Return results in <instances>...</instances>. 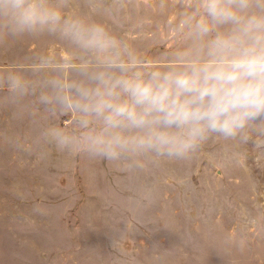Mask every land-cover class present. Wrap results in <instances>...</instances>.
Here are the masks:
<instances>
[{
    "label": "rangeland",
    "instance_id": "1",
    "mask_svg": "<svg viewBox=\"0 0 264 264\" xmlns=\"http://www.w3.org/2000/svg\"><path fill=\"white\" fill-rule=\"evenodd\" d=\"M127 1L69 0L68 10L107 27L110 23V30L138 48L133 41L142 23L163 20L128 19V12H139L144 4L157 10L162 3ZM186 8L181 0L179 12ZM170 38L172 44L154 47H177L175 35ZM137 54L145 60L151 53ZM45 59L55 63L45 65ZM75 59L54 35L0 34V75L16 72L34 81L42 69L56 67H64L67 75ZM38 95L23 97H35L33 146L18 148L16 130L27 137L28 127L26 119L12 115L21 99L10 101L0 86V108L5 109L0 115L5 145L0 147V264H264V195L257 194L258 182L264 181L255 172L228 182L221 177L225 164L215 148L207 149L214 153L207 163L190 156L148 164L135 173L84 154L57 153L43 143V131L74 132L76 117L47 111ZM244 167L249 171L252 165Z\"/></svg>",
    "mask_w": 264,
    "mask_h": 264
},
{
    "label": "clouds",
    "instance_id": "2",
    "mask_svg": "<svg viewBox=\"0 0 264 264\" xmlns=\"http://www.w3.org/2000/svg\"><path fill=\"white\" fill-rule=\"evenodd\" d=\"M68 8L69 0H0V34L47 33L76 54L67 75L64 67L34 81L0 75L10 101L39 93L47 111L75 114L74 132L43 131L48 148L135 173L187 159L213 138L264 135V0H194L170 25L178 46L153 65L104 23Z\"/></svg>",
    "mask_w": 264,
    "mask_h": 264
},
{
    "label": "crops",
    "instance_id": "3",
    "mask_svg": "<svg viewBox=\"0 0 264 264\" xmlns=\"http://www.w3.org/2000/svg\"><path fill=\"white\" fill-rule=\"evenodd\" d=\"M128 1L126 0V3ZM135 2V1H132ZM162 3V8H158L155 10V8L152 6H146L143 5V10L139 12L131 11L128 12L131 14V17H127L128 19H139V20H163L162 23H159L156 25L155 23L145 22L142 23L143 26H141L142 30L139 34L136 33V29L132 27V34L134 35V38H137L133 42H135L136 45H138L137 51L150 52V56L148 59L143 60L145 65H153V64H162L165 62L166 58L164 59L162 56H168L170 52L174 49L168 50H161L160 48H155L157 44L159 45H169L172 44L174 41H172V38L170 36H174V32H170V25L171 21L174 19L176 20L177 15L179 13V3L181 0H143V1H136L137 3ZM112 3V2H109ZM141 3V4H142ZM194 3V0H186L187 8L191 6ZM141 8V7H140ZM113 9V8H109ZM156 11V12H155ZM110 18V17H109ZM170 23V24H169ZM173 24V23H172ZM108 28L110 29V23H108ZM115 29V27H114ZM127 33V31H124ZM138 36V37H136ZM176 43V41H175ZM167 53V54H165ZM160 54V55H159ZM162 55V56H161ZM25 99L27 101H25ZM22 105V108H18ZM26 106V108H24ZM18 107L12 109V115L13 113L16 115V117L21 116L23 120H27L28 127L25 128L27 137H25V131L21 129L16 130V134L18 135V138L13 137V141L16 143L14 144L15 147H29L33 146V144L29 143L30 138L32 137L33 133L35 132L34 127L31 125L34 122H36V103H35V97L32 96L27 98H22L21 103L18 104ZM5 111L4 108H0V115H3V112ZM1 115V116H2ZM20 119V118H18ZM0 120H2L0 118ZM35 124V123H34ZM33 127V128H31ZM1 129V125H0ZM5 132V131H4ZM20 133V134H19ZM21 134H23L21 136ZM4 134L3 131L0 130V147L5 146L1 142L4 140ZM20 137H24L22 140H20ZM21 142H27V144L20 143ZM208 148L211 149H219V153L221 154L220 162L222 164H225L224 169L221 170L222 176L225 175V180L228 182L231 181H239L242 179L243 176L241 175L248 174L250 171L255 172L253 176H256V179L258 181H264V135H258L256 133L252 134V139L248 143H239V142H232V141H224L219 138H213L209 140L205 145L202 146L201 149H204L203 151V157H201L202 153H200V150L193 155H191V158L194 157L193 162L198 163H207L208 157H211L214 155L213 152L207 151ZM195 156H198V160L195 159ZM250 164L252 167H249V171L245 169L244 165ZM254 165H260V167H254ZM261 168V169H260ZM228 169L230 170L228 174ZM261 171V174L258 173ZM260 191L257 194L264 195V183L263 184H257ZM235 196V194H234ZM264 197V196H263ZM264 206V205H263Z\"/></svg>",
    "mask_w": 264,
    "mask_h": 264
}]
</instances>
